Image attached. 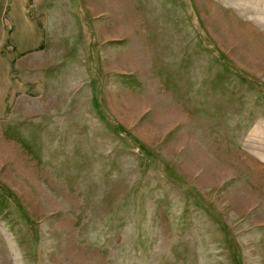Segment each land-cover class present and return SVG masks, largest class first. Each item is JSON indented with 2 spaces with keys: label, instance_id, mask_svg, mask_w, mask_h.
Listing matches in <instances>:
<instances>
[{
  "label": "rangeland",
  "instance_id": "374dc122",
  "mask_svg": "<svg viewBox=\"0 0 264 264\" xmlns=\"http://www.w3.org/2000/svg\"><path fill=\"white\" fill-rule=\"evenodd\" d=\"M38 3L0 264H264V0Z\"/></svg>",
  "mask_w": 264,
  "mask_h": 264
},
{
  "label": "crops",
  "instance_id": "0c3cea01",
  "mask_svg": "<svg viewBox=\"0 0 264 264\" xmlns=\"http://www.w3.org/2000/svg\"><path fill=\"white\" fill-rule=\"evenodd\" d=\"M48 29L38 0H0V122L17 101L40 93L39 81L26 79L24 63L48 49Z\"/></svg>",
  "mask_w": 264,
  "mask_h": 264
}]
</instances>
